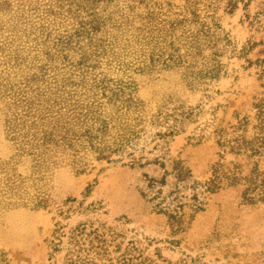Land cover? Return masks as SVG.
<instances>
[{"label":"trees","instance_id":"obj_1","mask_svg":"<svg viewBox=\"0 0 264 264\" xmlns=\"http://www.w3.org/2000/svg\"><path fill=\"white\" fill-rule=\"evenodd\" d=\"M110 1L55 0L60 10L67 7L64 10L71 16V26H60L49 18H44L40 27L25 24L23 36L35 38L37 53L33 59L32 53L18 44L20 38L13 31L6 35L10 22L20 18H0V103L4 136L13 146L8 160L0 159V213L19 207L48 208L50 183L61 164L82 174L94 161L127 159L131 167L157 165L163 171L160 177L143 173L146 191L141 192L177 233L203 209L204 193L217 191L224 180L233 185L239 178L225 173L222 164L212 168V176L205 182L196 179L181 161L174 160L167 167L166 147L171 138L184 131L194 110L172 95L161 97L153 108L137 96L131 72L142 73L157 66L179 68L183 86L208 96L205 91L210 82L226 73L221 56L230 41L220 32L214 16L207 15L209 22L203 20L196 8L190 7L189 16L164 20L148 12L151 17H146L145 28L134 34L141 46L138 58L127 62L128 53L126 57L123 48L111 42L113 36L97 10ZM226 1V9L233 13L239 0ZM262 5L250 25L264 32L259 16L264 14ZM56 7L47 9L48 16ZM259 45L264 47V38L249 41L241 56L246 57ZM256 63L263 66L264 59ZM253 107L258 121L255 137L218 141L223 151L229 148L248 158L264 152V97L256 99ZM246 123V119L239 120L240 126ZM153 142L160 154L150 160L145 151ZM244 180L243 200L264 201V170L253 169ZM99 231L91 227L87 232L86 224H80L69 231L63 246L65 233L59 227L51 241L53 252H65L62 264H157L136 248L113 257L112 241ZM259 258L264 264V255ZM0 264H11L3 250Z\"/></svg>","mask_w":264,"mask_h":264},{"label":"rangeland","instance_id":"obj_2","mask_svg":"<svg viewBox=\"0 0 264 264\" xmlns=\"http://www.w3.org/2000/svg\"><path fill=\"white\" fill-rule=\"evenodd\" d=\"M226 2L112 0L97 10L113 36L111 42L123 48L126 57L129 55L126 61L132 63L141 47L134 34L145 28L146 17H151L148 12L157 20L175 19L183 14L189 16L192 7L203 20L209 22L211 17L207 15L214 16L230 43L221 56L226 73L210 82L205 91L209 97L203 96L201 90L183 86L179 68L157 66L142 73L133 71L131 76L137 96L153 108L161 97L172 95L194 110L184 131L171 138L166 147L167 167L174 160L181 161L196 179L205 182L212 176V168L222 164V170L237 176L238 181L229 185L224 180L217 191L204 193L203 209L182 231L174 233L166 216L156 213L141 192L146 191L143 173L160 177L163 171L159 166L131 167L127 159L115 163L94 161L85 173L79 174L68 164H61L50 183L48 208L19 207L0 213V250L8 254L11 264H62L65 252L54 253L52 249L55 230L62 227L65 246L69 231L80 224H86L87 232L91 227L105 232L112 241L113 257L136 248L157 264H262L259 257L264 255V201L248 203L242 193L247 186L244 179L251 171L264 170V152L248 158L229 148L223 151L218 141H233L238 136L252 140L258 132L253 103L264 97V77L260 78L264 65L256 60L264 59V47L257 46L246 57L240 52L249 41L264 38V32L256 30L257 25H250L261 12L264 0H239L233 13L226 9ZM52 5L56 7L55 0H0L3 21L11 16L21 19L10 22L6 35L13 31L20 38L18 44L32 53V59L37 53L35 38L23 36L25 24L40 27L44 18H49L60 26H71V16L64 10L67 7H56L48 16L47 9ZM259 16L264 22V14ZM3 119L0 103V159L8 160L13 146L5 139ZM241 119L247 120L243 126L239 125ZM155 144L146 147L145 155L150 160L160 154L154 150Z\"/></svg>","mask_w":264,"mask_h":264}]
</instances>
